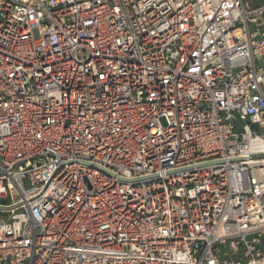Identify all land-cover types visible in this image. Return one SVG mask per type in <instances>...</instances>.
Returning a JSON list of instances; mask_svg holds the SVG:
<instances>
[{
    "label": "built area",
    "instance_id": "1",
    "mask_svg": "<svg viewBox=\"0 0 264 264\" xmlns=\"http://www.w3.org/2000/svg\"><path fill=\"white\" fill-rule=\"evenodd\" d=\"M253 1L0 0V264H264Z\"/></svg>",
    "mask_w": 264,
    "mask_h": 264
},
{
    "label": "rangeland",
    "instance_id": "2",
    "mask_svg": "<svg viewBox=\"0 0 264 264\" xmlns=\"http://www.w3.org/2000/svg\"><path fill=\"white\" fill-rule=\"evenodd\" d=\"M258 3H259V0H254L253 3L251 2V5H257ZM6 214H8V212Z\"/></svg>",
    "mask_w": 264,
    "mask_h": 264
}]
</instances>
